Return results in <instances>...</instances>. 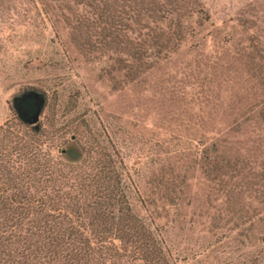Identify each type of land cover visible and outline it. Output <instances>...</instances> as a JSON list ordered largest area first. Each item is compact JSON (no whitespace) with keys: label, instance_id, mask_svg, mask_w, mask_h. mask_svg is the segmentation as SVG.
Listing matches in <instances>:
<instances>
[{"label":"rangeland","instance_id":"374dc122","mask_svg":"<svg viewBox=\"0 0 264 264\" xmlns=\"http://www.w3.org/2000/svg\"><path fill=\"white\" fill-rule=\"evenodd\" d=\"M171 3L0 0V136L37 88L39 136L107 142L176 264H264V0Z\"/></svg>","mask_w":264,"mask_h":264},{"label":"trees","instance_id":"16d2710c","mask_svg":"<svg viewBox=\"0 0 264 264\" xmlns=\"http://www.w3.org/2000/svg\"><path fill=\"white\" fill-rule=\"evenodd\" d=\"M130 1L156 18L177 8L175 0ZM17 123L27 136H0V264H176L132 211L123 162L107 142L55 145Z\"/></svg>","mask_w":264,"mask_h":264},{"label":"water","instance_id":"95a60500","mask_svg":"<svg viewBox=\"0 0 264 264\" xmlns=\"http://www.w3.org/2000/svg\"><path fill=\"white\" fill-rule=\"evenodd\" d=\"M45 93L37 88L25 87L13 94L10 104L21 121L38 127L37 121L43 110Z\"/></svg>","mask_w":264,"mask_h":264},{"label":"flooded vegetation","instance_id":"af4514ba","mask_svg":"<svg viewBox=\"0 0 264 264\" xmlns=\"http://www.w3.org/2000/svg\"><path fill=\"white\" fill-rule=\"evenodd\" d=\"M35 128V127H34Z\"/></svg>","mask_w":264,"mask_h":264}]
</instances>
